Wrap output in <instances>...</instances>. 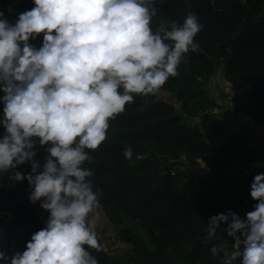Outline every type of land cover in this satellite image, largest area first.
Segmentation results:
<instances>
[{
  "label": "clouds",
  "instance_id": "1",
  "mask_svg": "<svg viewBox=\"0 0 264 264\" xmlns=\"http://www.w3.org/2000/svg\"><path fill=\"white\" fill-rule=\"evenodd\" d=\"M32 2L14 24L0 11V173L26 180L30 203L49 215L22 253L0 251V261L99 264L89 250H101L91 220L101 193L84 164L135 96H154L178 75L203 25L189 14L163 35L154 31L164 0ZM37 146L47 153L42 165ZM123 155L132 160L131 146ZM25 164L30 174L15 171ZM250 196L256 203L244 219L229 211L207 223L208 240L226 232L234 241L219 264H264V173L254 176Z\"/></svg>",
  "mask_w": 264,
  "mask_h": 264
},
{
  "label": "trees",
  "instance_id": "2",
  "mask_svg": "<svg viewBox=\"0 0 264 264\" xmlns=\"http://www.w3.org/2000/svg\"><path fill=\"white\" fill-rule=\"evenodd\" d=\"M11 4L0 0V11L9 23ZM156 7L155 18L162 26L154 31L161 35L172 22L182 25L187 15L195 14L203 25L195 38L198 47L159 91L175 99L179 111L156 95L135 96L109 122L105 142L90 152L92 159L84 167L94 172L92 186L101 193L99 213L115 230L117 241L131 249L107 251L103 233L94 227L101 250L89 251L99 264H219L225 253L231 255V247L219 246L222 233L208 240L207 223L229 211L244 219L254 210L250 191L257 173L239 179L230 171L262 163L264 157L207 114L215 105L206 99L205 85L222 65L235 104L264 131V0H164ZM128 146L131 161L123 155ZM46 155L37 146L41 165ZM195 158L205 161L208 173H171L172 164ZM15 171L28 175L31 167L25 164ZM11 175L12 171L0 173V251L9 257L25 250L49 215L39 203H30L27 181L17 182ZM212 247L218 249L215 257ZM233 264H240V258Z\"/></svg>",
  "mask_w": 264,
  "mask_h": 264
},
{
  "label": "rangeland",
  "instance_id": "3",
  "mask_svg": "<svg viewBox=\"0 0 264 264\" xmlns=\"http://www.w3.org/2000/svg\"><path fill=\"white\" fill-rule=\"evenodd\" d=\"M16 0H10L11 3H13ZM39 46V45H38ZM157 100L161 101H166L169 103H172L175 107L176 110L179 111V103L173 99L168 93L165 92H158L156 94ZM225 119V116H224ZM191 123H195L196 119H189ZM226 121V120H225ZM223 122V121H222ZM229 125L232 123L239 124V121H233V122H228ZM224 125V124H223ZM226 131V130H225ZM226 133H228L226 131ZM254 142V141H253ZM255 145V143H253ZM208 166L206 165L205 161L201 158H195L193 161L190 162H185V161H179L174 164H172L169 169L171 172L176 173L177 175H186V174H191V173H200V174H206L208 173ZM254 169H251V167H242V166H235L231 169V176H235L239 179H244L247 177L249 171H253ZM256 171V170H254ZM259 172V171H258ZM260 173H264V168L261 170ZM44 211V210H43ZM46 212V211H44ZM47 213V212H46ZM243 219V217H241ZM91 220L96 227V229H99L101 234V239L103 241V244L105 246V249L107 251H111L113 249H118V250H129L131 248H128L127 245H124L120 242L117 241L115 230L109 225L108 221L102 217L99 213V208L97 207L94 212L91 214ZM128 227H131L132 229L134 228V224L128 223ZM135 229V228H134ZM137 230V229H135ZM220 243L219 246L221 247H231V253L234 250L233 245L234 241L230 238L227 237H221L219 238ZM112 245V246H110ZM110 246V247H109Z\"/></svg>",
  "mask_w": 264,
  "mask_h": 264
},
{
  "label": "crops",
  "instance_id": "4",
  "mask_svg": "<svg viewBox=\"0 0 264 264\" xmlns=\"http://www.w3.org/2000/svg\"><path fill=\"white\" fill-rule=\"evenodd\" d=\"M223 82V66L220 65L215 74L207 81L205 85L206 99L215 105L212 109L219 111V119L223 121L222 123L224 124V129L228 132V134L240 137L245 143L261 151L264 157V141L260 137L249 132L248 129L243 125L235 123L229 125L228 122H233L234 120H232L228 115L230 114V112H228L229 106L226 103L222 93ZM253 143H255V145Z\"/></svg>",
  "mask_w": 264,
  "mask_h": 264
},
{
  "label": "built area",
  "instance_id": "5",
  "mask_svg": "<svg viewBox=\"0 0 264 264\" xmlns=\"http://www.w3.org/2000/svg\"><path fill=\"white\" fill-rule=\"evenodd\" d=\"M39 44V43H36ZM40 45V44H39ZM222 93L224 95V98L226 100V103L229 106L230 114H228L232 120L239 121L240 124L245 126L249 132L253 133L254 135L260 137L264 141V131L263 129L255 122V120L245 114L234 102V94L232 89V84L230 82H227L224 80L223 86H222ZM207 114L216 117L219 119V111L212 109L210 111H207ZM251 169H254L256 171H249L250 173H257L260 174L261 170L264 168V162L253 164L250 166ZM259 171V172H258ZM174 174L173 172H171ZM227 226L224 228L226 229ZM227 234L226 232H223Z\"/></svg>",
  "mask_w": 264,
  "mask_h": 264
},
{
  "label": "water",
  "instance_id": "6",
  "mask_svg": "<svg viewBox=\"0 0 264 264\" xmlns=\"http://www.w3.org/2000/svg\"><path fill=\"white\" fill-rule=\"evenodd\" d=\"M34 7V4H32L29 0H16L11 4V9L13 12V17L11 19V22L15 23V21L18 19V16L20 13H23L25 11L31 10ZM155 21L154 26H158L156 28H160L162 26V23L157 20L156 18H153ZM41 34V39H42ZM41 39H37L36 41H32L33 44L40 43L41 44ZM231 222V221H229Z\"/></svg>",
  "mask_w": 264,
  "mask_h": 264
},
{
  "label": "bare ground",
  "instance_id": "7",
  "mask_svg": "<svg viewBox=\"0 0 264 264\" xmlns=\"http://www.w3.org/2000/svg\"><path fill=\"white\" fill-rule=\"evenodd\" d=\"M222 234H223L224 236L228 237L227 234H225V233H222ZM228 238H230V237H228ZM230 239H232V238H230Z\"/></svg>",
  "mask_w": 264,
  "mask_h": 264
}]
</instances>
